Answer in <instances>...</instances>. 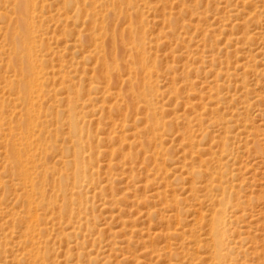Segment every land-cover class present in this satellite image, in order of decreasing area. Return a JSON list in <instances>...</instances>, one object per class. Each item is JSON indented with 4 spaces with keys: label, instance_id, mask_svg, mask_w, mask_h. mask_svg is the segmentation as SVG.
Here are the masks:
<instances>
[{
    "label": "rangeland",
    "instance_id": "obj_1",
    "mask_svg": "<svg viewBox=\"0 0 264 264\" xmlns=\"http://www.w3.org/2000/svg\"><path fill=\"white\" fill-rule=\"evenodd\" d=\"M27 1L32 76L0 0V264H264V0Z\"/></svg>",
    "mask_w": 264,
    "mask_h": 264
},
{
    "label": "bare ground",
    "instance_id": "obj_2",
    "mask_svg": "<svg viewBox=\"0 0 264 264\" xmlns=\"http://www.w3.org/2000/svg\"><path fill=\"white\" fill-rule=\"evenodd\" d=\"M18 1L19 2L16 5V12H15L17 16L12 21L10 20L11 25H10V28L8 29L9 31H8L7 37H6L7 42L10 45L11 51H12V56L10 58L11 59L10 64L14 68L17 69L18 73L22 72V73H26V75H31L32 74L31 72L34 71V60L35 59L33 57L32 38L30 36V29L32 27V22L30 21L28 15H27V9L29 6V1H27V0H18ZM117 15L121 16V14H117ZM133 19H134V16H133ZM136 20H137V18H136ZM102 28H104V30L106 31L105 32L106 37L109 39V42H110L108 46H106V45H105L106 47L103 46L104 51H105V56H103L104 57L103 58V64H104V67L106 69L105 71H107V75H110L113 78V75L115 76V73H119L121 70V67H122L121 66V64H122L121 60L123 58V55L120 54L119 47L122 46L123 48L126 49L127 48L126 46L128 45V43L136 42V41L132 37V35L130 33H127L125 30H119L118 26L112 27L109 20L103 22ZM132 45L133 46L131 48L132 49L131 51L133 53L131 56L134 57L133 54L137 56V54L140 53L139 52L140 50L138 49L137 44L136 45L132 44ZM139 60L143 61L144 59H142V57H140ZM131 62H132V60H131ZM9 67H10V65H9ZM37 82H38L37 78H31L28 81L27 85H28V88H30V90H29V92H27L28 93L27 99H31V96H32L34 90L36 89ZM40 98H41V96H40ZM23 121H25V120H23ZM23 123H25V122H23ZM78 144H79V146H81L80 143H78ZM13 155H14L13 159L14 158L16 160L21 159V156L19 153H17V154L15 153ZM14 166H15V164H14ZM82 167H83V165L81 162L79 165V168H77V170H75L72 173V175L68 174V173L65 174L64 179L73 177L76 180H78L82 174V173H80ZM56 173L58 174V172H56ZM46 176L47 177L43 181L44 185L52 184V181H51L52 177L50 175H46ZM43 196L44 197L42 198L41 202L45 203V194H43ZM64 196H65V194H64ZM54 201H55V199H54ZM222 218H223L222 214L219 213L216 217V222L220 223ZM217 230H218V233L217 234L215 233L216 239L218 242H222V234L219 232L220 231L219 228H217Z\"/></svg>",
    "mask_w": 264,
    "mask_h": 264
}]
</instances>
